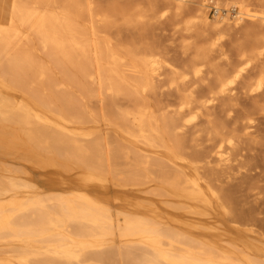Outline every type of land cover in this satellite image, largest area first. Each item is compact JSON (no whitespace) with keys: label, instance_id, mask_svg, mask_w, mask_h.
Segmentation results:
<instances>
[{"label":"bare ground","instance_id":"bare-ground-1","mask_svg":"<svg viewBox=\"0 0 264 264\" xmlns=\"http://www.w3.org/2000/svg\"><path fill=\"white\" fill-rule=\"evenodd\" d=\"M254 205L264 0L0 7V264H264Z\"/></svg>","mask_w":264,"mask_h":264},{"label":"rangeland","instance_id":"rangeland-1","mask_svg":"<svg viewBox=\"0 0 264 264\" xmlns=\"http://www.w3.org/2000/svg\"><path fill=\"white\" fill-rule=\"evenodd\" d=\"M10 5V0H0V7H9ZM253 9H256V7H253ZM210 18H213L215 15V10L209 9L208 11ZM256 72L253 71V74H255ZM36 180L38 181V183H40L41 185L45 184V178L40 174V173H36ZM249 207V206H248ZM253 211L257 212H262V214L264 215V205H262V207L258 208L257 206H253L251 207Z\"/></svg>","mask_w":264,"mask_h":264}]
</instances>
